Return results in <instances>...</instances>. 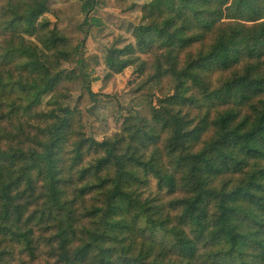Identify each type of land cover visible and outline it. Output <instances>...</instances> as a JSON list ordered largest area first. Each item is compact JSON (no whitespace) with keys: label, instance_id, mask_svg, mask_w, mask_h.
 I'll return each instance as SVG.
<instances>
[{"label":"trees","instance_id":"16d2710c","mask_svg":"<svg viewBox=\"0 0 264 264\" xmlns=\"http://www.w3.org/2000/svg\"><path fill=\"white\" fill-rule=\"evenodd\" d=\"M145 1L124 103L105 2L0 0V264H264V0Z\"/></svg>","mask_w":264,"mask_h":264},{"label":"rangeland","instance_id":"374dc122","mask_svg":"<svg viewBox=\"0 0 264 264\" xmlns=\"http://www.w3.org/2000/svg\"><path fill=\"white\" fill-rule=\"evenodd\" d=\"M107 4V7L98 8L96 11V17L101 21L112 25V29L109 36L99 40L90 41L88 45V54L90 60H94V64L91 70V88L98 92H105L112 95H122L121 100L126 103L131 99V95H126L127 81L130 76V70L126 71L123 76H109L108 69L105 65V45L111 39L119 36L122 39V45L133 43L132 31L135 26L140 22V7L146 4L145 0H127L129 5H133L134 8L127 10L126 12L114 9L111 6L117 2V0H102ZM56 8H59L56 7ZM46 19L50 22H54V18L50 15L46 16ZM27 41L32 45H37L34 37H27ZM62 70L65 73H69L71 69L67 65H62ZM79 83L71 85L73 94H76L79 90ZM99 121L96 122L92 129L94 136L98 141L103 140L106 137H110L114 133L119 131L121 126V119L112 118L109 113L99 114Z\"/></svg>","mask_w":264,"mask_h":264}]
</instances>
